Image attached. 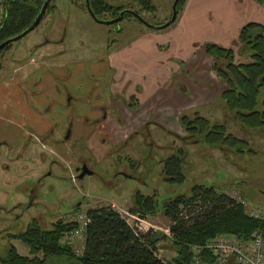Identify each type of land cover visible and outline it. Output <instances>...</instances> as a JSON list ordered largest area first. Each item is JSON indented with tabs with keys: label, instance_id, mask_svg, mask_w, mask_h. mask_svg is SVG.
I'll use <instances>...</instances> for the list:
<instances>
[{
	"label": "rangeland",
	"instance_id": "rangeland-1",
	"mask_svg": "<svg viewBox=\"0 0 264 264\" xmlns=\"http://www.w3.org/2000/svg\"><path fill=\"white\" fill-rule=\"evenodd\" d=\"M150 1L153 11L141 13V17L155 25L168 21L173 0ZM185 2L188 5L185 16L187 21L189 18V22L185 28L187 34L180 26L182 34L180 33L179 49L182 55L175 54L171 48L172 58L168 63L178 64L186 69L180 74L181 81L189 82L187 85H191L197 92L202 90L197 98L201 102L205 97L204 104L209 105L208 108H190L180 113H184L188 119L197 115L209 118V122L223 124L227 133L242 141L241 152L218 150L199 142L194 143L196 138L186 136L178 125L180 114L177 112L161 121V124L153 123L148 136L143 135L142 131L148 129L147 124L137 135L121 141L111 139L113 129L109 124H114L111 118L110 123H105L102 129H111V133L96 134L98 128L102 127L101 123H104L100 118L103 111L100 113L99 109L94 110L89 121L83 123L84 129L80 130L82 141H79L77 135H72L62 148L47 142L42 147L33 141L35 144L30 142L31 145L23 152V148L21 150L18 146L24 145L25 138L20 137L11 149L0 148V257L9 246L18 255L28 256V250L23 244L7 236L21 233L34 221L41 229H49L52 223L58 220L63 222L72 213H84L90 208L109 206L132 225L128 209L134 193L154 198L155 212L144 218L154 227L153 232L157 233L158 238L160 235L164 236L157 243V252L165 262L173 257V252L167 231L169 222L163 217L161 205L179 195L189 196L193 186H213L217 192L243 202L246 212L252 208L264 211V131L240 127L233 113L223 109L217 96L223 84H220L211 70L208 73L203 71V64L198 57L187 64L179 62L190 56L193 46L198 47L197 44L203 43L200 46L203 49L204 45L213 44L207 42L216 40L212 37L217 38L219 29L226 26L228 39L224 44L225 48L232 51L234 63H247L250 51L238 43V33L248 23L264 26V6L256 0H184ZM106 3L138 11L132 0H107ZM50 4L53 9H48L38 26L20 40L11 43L0 57V72L4 66L5 73L1 72L4 74V81L9 79L15 83L21 89L18 100L23 99V103L16 107L17 111H13L9 109V102L13 99L4 95V115H0V124L4 126V130L10 131L14 124H18L22 132L32 134L34 131L30 121L35 117L44 118L50 123L55 121L53 118L56 116L67 115L68 111L76 121L81 108H88L90 111L97 106L99 97L114 103L112 95L103 92L108 78H99L96 69L104 64L102 57L112 52L113 48L108 51L105 47L112 45L116 39L115 28L122 32L127 30L125 22L117 25L97 23L86 13L83 1L78 3V7L69 0H51ZM192 4L197 7L195 13L189 9ZM102 17L103 20L109 18L108 15ZM224 19L226 22H223ZM128 20L136 22L131 18ZM171 26L172 29H168L171 31L165 28L163 32L177 34L179 29L174 28L178 25L175 23ZM190 26L192 28L188 30ZM166 34L165 39L168 38V33ZM35 46H39L42 53L51 55L49 64H44L37 72L34 67L27 65L20 74H11L9 71L21 59V64L29 60L35 53L32 50ZM136 64L139 65L138 62ZM49 65L55 67L50 68ZM195 67L200 75L193 76ZM176 74L179 76L177 72ZM119 80V86H127L128 83H123L122 78ZM110 81L113 82L111 77ZM88 90L87 100L84 96ZM185 90L187 96L193 95ZM67 101L71 110L63 109ZM156 101L157 98L153 96L152 102ZM111 105L103 108L104 113H111L114 109ZM93 116L100 123L92 122ZM59 127L57 123V128ZM180 138L185 140L181 141ZM178 150L183 154V180L180 183L165 182L162 180L161 162ZM80 158L86 161L91 175L76 180L73 179L74 168Z\"/></svg>",
	"mask_w": 264,
	"mask_h": 264
},
{
	"label": "trees",
	"instance_id": "trees-1",
	"mask_svg": "<svg viewBox=\"0 0 264 264\" xmlns=\"http://www.w3.org/2000/svg\"><path fill=\"white\" fill-rule=\"evenodd\" d=\"M43 1L4 0L0 44L28 28ZM69 1L76 7L83 1L85 9L84 0ZM106 1L88 0L89 10L97 20H103L104 15L110 19L127 8L111 6ZM132 1L138 7V11L134 12L140 17L141 13L153 11L150 0ZM256 1L264 6V0ZM183 4L184 0L178 1L176 15ZM48 9H53L50 3L45 13ZM129 18L132 16L123 15V19ZM238 43L250 51L247 63H234L232 51L215 44L204 45L203 51L213 60L211 69L223 84L219 93L223 109L233 113L240 127L264 131V26L255 23L244 25L239 30ZM10 45L0 50V57ZM179 125L186 136L196 138L194 143L234 153H240L243 149L242 141L227 133L223 124L195 115L191 119L181 116ZM180 140L184 141L185 138ZM182 161L180 151L167 157L161 166L162 180L168 183L182 182ZM155 206L152 196L134 193L128 212L140 217L151 216ZM161 212L169 222L167 231L173 257L168 262L157 252V243L164 236L158 238L157 233L151 230L139 232L109 206H101L84 212L87 224L80 256H75L70 248L60 243L62 235L72 224H63L58 220L49 229H41L34 221L21 233L7 236L23 244L28 256L18 255L9 246L0 257V264H189V247L202 246L218 235L248 240L254 231H258L264 240V218L249 216L243 204L217 192L213 186H193L189 196L179 195L165 201L161 205Z\"/></svg>",
	"mask_w": 264,
	"mask_h": 264
},
{
	"label": "crops",
	"instance_id": "crops-1",
	"mask_svg": "<svg viewBox=\"0 0 264 264\" xmlns=\"http://www.w3.org/2000/svg\"><path fill=\"white\" fill-rule=\"evenodd\" d=\"M192 5L189 6L190 11H192V13L197 12V7ZM187 9L188 5L185 2L179 12L180 16H177L178 18L176 17V20L166 27L167 31H171L168 29H172L170 26L176 23L178 26L174 29H179L177 34L167 31L163 32L165 31V28L163 30L150 29L138 22L127 21V19H125L126 21H122L123 23L125 22L127 30H124L123 32L119 31V33L116 34V39L112 42V45L105 47L108 51L113 48L112 52L107 56L102 57L104 64L98 66L96 69L99 78L105 76L108 78L107 82H105V87H103V92L111 94V98H114V103H112V101L109 103L104 97H99L97 106L92 107L90 111L86 108V110L88 109V117L93 115L94 110L96 109H99L101 113L100 107L108 108L109 104H112L111 107L114 108L111 113H105L104 123H101L102 127L101 129L98 128L96 134L102 135L104 133H111L110 130L113 129L111 139L113 141H121L131 138V135H137V133L147 124L149 126L147 131L149 133L153 123L161 124V121H165L170 116H173L175 112L179 113L181 117L185 115L180 112L186 111L187 109L190 110V108H192L195 110L197 107L202 108L204 106H206L205 108H208L207 105L209 104H204L206 100L205 97L202 98L201 102L200 98H197L202 94V90L197 92V90H194L191 85H187L189 82L181 81L180 74L185 72L186 69L181 68L178 64L173 65L168 63L172 58V54L170 53L171 48L174 49L175 54L182 55L179 45L181 42V29L187 34L185 29L189 22V18L187 21V16H185ZM122 22H120V24ZM223 22H226V19H224ZM191 28L192 27L190 26L188 30H191ZM225 28L226 26L222 27V29L218 28L220 31L219 38L212 37V39L216 40L207 43H213L225 48L224 44L228 39V34L225 31ZM166 33H168L167 39H165L167 35ZM202 44L203 43L197 44L199 49L198 47L193 46V52H191L190 56L179 62L187 64L188 62L195 61L198 57L197 59L203 64V71H207L208 73V70L212 71L211 66L213 60L203 53V49H200ZM35 47L36 48L32 49L35 53L29 57V60L24 64H21V59L20 63L18 65L16 63V67L9 71L11 74H20L27 65L34 67L35 70H33L37 72L41 70L44 64L49 62L51 55L42 53V49L39 48V46ZM41 54L43 55L41 56ZM136 62H138L139 67ZM49 66L50 68L55 67L52 65ZM196 68L197 67H195L194 70H196ZM1 72L5 73L4 66L3 71ZM1 72L0 74H2ZM176 72L179 76H177ZM197 75H200V72L196 70L193 76ZM5 76L7 75L5 74ZM110 77L113 79V82L110 81ZM120 78L123 79V83H128L126 87L119 86ZM184 82L186 84H184ZM206 86L208 89V84H206ZM185 89L189 90L188 92L193 95L191 97L187 96L188 94H185ZM89 91L90 90L86 91V94ZM220 91L221 90L217 93L218 97ZM20 93L21 89L9 79L4 81V74H2L0 79V115H4V95L13 99L9 102V109L17 111L16 107L23 103L22 98L20 101L18 100V95ZM153 96L157 98L156 102H152ZM185 104L187 106H185ZM114 112L115 114L113 115ZM92 118L97 119L95 116ZM110 118L114 124H109L111 129L103 131V127H105L108 122L110 123ZM207 120H209V118H207ZM30 122L32 130L34 131L31 136L32 140L43 136L50 129V123L45 121L44 118L35 117ZM142 131L145 132V130ZM30 132L32 131L30 130ZM20 137L24 139L27 136L26 133L20 130L18 124H14L10 131L4 130V126L0 124V148L4 149V143L10 146L13 145L14 147Z\"/></svg>",
	"mask_w": 264,
	"mask_h": 264
},
{
	"label": "built area",
	"instance_id": "built-area-1",
	"mask_svg": "<svg viewBox=\"0 0 264 264\" xmlns=\"http://www.w3.org/2000/svg\"><path fill=\"white\" fill-rule=\"evenodd\" d=\"M3 3L4 0H0V23L3 20ZM236 201L243 204L240 200ZM247 214L254 218H264V211L256 208L249 209ZM128 216L133 220L132 225H129L135 230L153 231L154 227L149 225L144 217L138 214ZM124 219L128 223V220ZM62 223L72 224V227L64 232L60 243L70 248L75 256H80L87 224L85 213H72ZM189 253V264H264V240L258 231H254L248 240H240L232 235H218L202 246H190Z\"/></svg>",
	"mask_w": 264,
	"mask_h": 264
},
{
	"label": "flooded vegetation",
	"instance_id": "flooded-vegetation-1",
	"mask_svg": "<svg viewBox=\"0 0 264 264\" xmlns=\"http://www.w3.org/2000/svg\"><path fill=\"white\" fill-rule=\"evenodd\" d=\"M117 7H124V6H117ZM122 11H130V12H133V13H135L134 12V10H132L130 7H127V8H124V9H122L121 11H119L118 13H117V16H118V14L120 13V12H122ZM136 14V13H135ZM125 15V14H124ZM127 15H130V14H127ZM137 15V14H136ZM117 16H114V17H112V18H110V19H108V20H112V19H115ZM130 16H132V15H130ZM138 16V15H137ZM171 16V15H170ZM138 17H140V16H138ZM141 18V17H140ZM170 18V17H169ZM131 19H133V20H135L136 22H138L139 24H141V25H143L141 22H139L136 18H134L133 16H132V18ZM145 23H147L148 25H151V26H159V25H162V24H159V25H155V24H152V23H149V22H147V21H145L143 18H141ZM108 20H100V21H108ZM123 20H125V19H123V16L121 17V19H120V21H118L117 23H115V24H113V25H117L118 23H120V22H122ZM169 20V19H168ZM175 20V19H174ZM167 22V21H166ZM174 22V21H173ZM172 22V23H173ZM171 23V24H172ZM164 24V23H163ZM143 26H145V25H143ZM117 27V26H116ZM146 27V26H145ZM148 28V27H147ZM115 32H116V34H118L119 33V28H115ZM46 44H48V43H46ZM218 79V78H217ZM219 80V79H218ZM220 81V80H219ZM87 95V94H86ZM84 96V98L85 99H89V96L87 95V96ZM69 99H71V100H76V99H73V98H70L69 97ZM70 106V104H69V102L67 101V103L64 105V107H63V109H69V110H71V108L69 107ZM102 110H101V115H100V118H102L103 120H104V118H105V113H104V110H103V108L102 107H100ZM67 115H64V114H62V115H59V116H56V117H54L53 119L59 124V128H57V123L55 122H51L50 121V129L48 130V132L46 133V134H44L43 136H40L39 138H35L34 140H32V141H30V140H28V139H31L32 137V134L30 135V133H26V136L28 137H26L25 138V143H24V145L22 146H19L18 148H20L21 150H22V148H23V152L25 151V149L29 146V145H31V143L30 142H36V143H38L40 146H42V147H44V144L47 142V143H51V144H53V145H56V146H60L61 148H62V146H64L65 145V143H67L71 138H72V135H77V137H78V139H79V141H82V137L83 136H81V134H80V130H83L84 129V127H83V123H86V122H88L89 121V117H88V112H87V110L85 109H83V108H81V114L80 115H78L77 117H76V121H74L73 119H72V117H73V115H72V113L71 114H69L68 113V111H67V113H66ZM69 114V115H68ZM59 117V118H58ZM93 120H92V122H96V123H100V122H97V121H95L96 119H94V118H92ZM101 129V128H100ZM145 130V132H143V135L145 134L146 136H148V131H147V129H144ZM57 133H58V135H57ZM58 136L57 137V139L55 138V136ZM135 135V134H134ZM33 142V144H35ZM42 142H43V144H42ZM125 143V142H124ZM122 145V144H121ZM1 146V145H0ZM122 146H126L125 144H123ZM118 147V146H117ZM4 148H6V149H11V146L10 145H8V144H6V143H4ZM178 151H180V150H178ZM178 151H177V153H178ZM177 153H175V154H171V155H176ZM55 155V154H54ZM171 155H169V156H171ZM168 156V157H169ZM57 157H59V155L57 156ZM166 159V158H165ZM164 159V160H165ZM163 160V161H164ZM163 161L161 162V164L163 163ZM82 167H85L86 169H87V171L88 172H90V169H89V167H88V165H87V163H86V161L83 159V158H80V161H79V163H78V165H76L75 166V168H74V172H75V175H74V177H73V179H76V180H81L84 176H87V175H84V176H82L80 179L78 178V176L81 174V168ZM91 173V172H90ZM91 175V174H90ZM76 207V206H75Z\"/></svg>",
	"mask_w": 264,
	"mask_h": 264
},
{
	"label": "water",
	"instance_id": "water-1",
	"mask_svg": "<svg viewBox=\"0 0 264 264\" xmlns=\"http://www.w3.org/2000/svg\"><path fill=\"white\" fill-rule=\"evenodd\" d=\"M179 0H173L172 2V5H171V16L169 18V20L167 22H165L164 24L162 25H159V26H151V25H148L147 23H145L140 17H138L135 13L133 12H130V11H122L118 14V16L115 18V19H112V20H108V21H100V20H97L93 15L92 13L90 12L89 10V7H88V0H84V5H85V10H86V13L89 15V17L94 20L95 22L97 23H100V24H103V25H113L115 23H117L118 21H120L121 17L124 15V14H130L132 15L134 18H136L139 22H141L143 25H145L146 27L150 28V29H154V30H162L164 28H166L167 26H169L175 19L176 17V5L178 3ZM51 2V0H44L42 5H41V8L37 14V16L35 17V19L33 20V22L31 23V25L26 28L23 32H21L19 35L17 36H14L4 42H2L0 44V50L8 45V44H11L13 42H16L18 40H20L21 38H23L26 34H28L29 32H31L33 29H35L38 24L40 23V21L42 20V17L49 5V3ZM91 173L87 171V169L85 167H82L81 168V174L78 176V178L80 179L82 176L84 175H90Z\"/></svg>",
	"mask_w": 264,
	"mask_h": 264
}]
</instances>
